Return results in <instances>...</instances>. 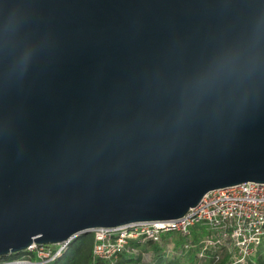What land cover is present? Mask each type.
<instances>
[{"label":"water","instance_id":"1","mask_svg":"<svg viewBox=\"0 0 264 264\" xmlns=\"http://www.w3.org/2000/svg\"><path fill=\"white\" fill-rule=\"evenodd\" d=\"M245 182L264 183V0H0V257Z\"/></svg>","mask_w":264,"mask_h":264},{"label":"built area","instance_id":"2","mask_svg":"<svg viewBox=\"0 0 264 264\" xmlns=\"http://www.w3.org/2000/svg\"><path fill=\"white\" fill-rule=\"evenodd\" d=\"M197 228L205 231L200 240L202 256L212 249L226 250L229 260L225 264H244L255 257L264 241V183L245 182L212 190L198 206L178 219L96 228L92 231L93 252L95 257L114 260L128 248L129 241L159 242L163 235L172 232L188 237ZM77 237L57 244L34 243L20 251L33 257L4 264H48L61 256ZM184 246L190 248L189 243Z\"/></svg>","mask_w":264,"mask_h":264},{"label":"trees","instance_id":"3","mask_svg":"<svg viewBox=\"0 0 264 264\" xmlns=\"http://www.w3.org/2000/svg\"><path fill=\"white\" fill-rule=\"evenodd\" d=\"M193 233L196 234L195 238L188 240L185 237L186 241H183L182 245L175 244V249L180 252L178 253V257L175 256L174 258H169L167 256L165 246L162 245V242L166 239L162 237L159 242H153L150 240L129 241L128 248L121 253L118 258L114 260H106L95 257L93 252L95 235L93 232H88L78 236L69 244L68 249L61 256L48 264H203L207 263L209 261L208 259H216V254L210 256V251L203 256L201 255L200 240L204 236L205 231L201 230V233L199 234L196 229ZM186 243L190 244L187 253L182 249ZM144 245L149 246L151 249L152 257H150V260L142 257L141 249H144ZM30 256L31 254L29 255L27 252L10 253L9 255L0 257V264L15 260H27ZM187 257L188 260L185 261V258ZM228 260V257L225 256L219 264H225ZM246 264H264V241L258 249L256 256L249 259Z\"/></svg>","mask_w":264,"mask_h":264},{"label":"rangeland","instance_id":"4","mask_svg":"<svg viewBox=\"0 0 264 264\" xmlns=\"http://www.w3.org/2000/svg\"><path fill=\"white\" fill-rule=\"evenodd\" d=\"M197 232L200 234L201 228H197ZM172 236H173V238H172ZM195 237H196V234L193 233L192 236H188V237H186V239L191 240ZM163 238L166 239L162 242L163 243L162 245L165 246L167 256L169 258H174L175 256L178 257L179 256L178 253H180V252H179V250L175 249V244L177 243L178 245H182L183 241H186L185 237L181 238L180 235L172 232V233H168V234L163 235ZM182 249H184V251H186V253H187V246H183ZM210 252H211L210 256L216 254L215 255L216 259H212V260L208 259L209 261L207 263H203V264H208V263L209 264H219L220 261L223 260V258L226 256V250H223V251H220V250L217 251L216 250L215 251V249H212ZM141 254H142V257L149 259V260H150V257H152L151 249L149 246L144 245V249L143 250L141 249ZM187 260H188V257L185 258V261H187ZM244 264H246V263H244Z\"/></svg>","mask_w":264,"mask_h":264}]
</instances>
